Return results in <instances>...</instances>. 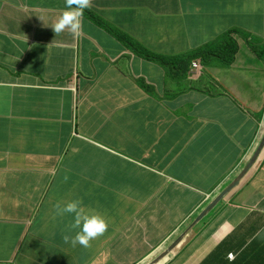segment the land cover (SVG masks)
<instances>
[{"label":"crops","instance_id":"obj_1","mask_svg":"<svg viewBox=\"0 0 264 264\" xmlns=\"http://www.w3.org/2000/svg\"><path fill=\"white\" fill-rule=\"evenodd\" d=\"M64 8L0 0V264H264V144L231 195L203 203L264 143V0H93L166 57L240 32L232 66L185 82L87 15L81 39L55 35ZM77 198L109 224L89 248L64 243L72 217L55 215Z\"/></svg>","mask_w":264,"mask_h":264},{"label":"clouds","instance_id":"obj_2","mask_svg":"<svg viewBox=\"0 0 264 264\" xmlns=\"http://www.w3.org/2000/svg\"><path fill=\"white\" fill-rule=\"evenodd\" d=\"M92 6L93 0H65L64 10L51 26L55 35L68 32L73 37V39H81L85 35L83 23L84 12L85 10L90 9ZM215 41L216 40L212 42L214 43ZM217 64L221 65L219 62H217ZM189 66H191V69L189 70L188 77L191 80H197L201 78L203 67H205L201 64V61L196 60ZM221 66L224 67L223 65ZM215 207L216 205L211 210H213ZM54 208L55 215L57 217H63L65 215H70L72 217V222L69 225V234H65L62 237L64 243L69 244L71 247H76L79 245L82 248H89L91 247L92 241L103 236L109 228V224L106 219L100 214L90 213L85 208L83 201L79 198L70 200L64 204L58 202ZM72 232H74V235L71 234Z\"/></svg>","mask_w":264,"mask_h":264},{"label":"trees","instance_id":"obj_3","mask_svg":"<svg viewBox=\"0 0 264 264\" xmlns=\"http://www.w3.org/2000/svg\"><path fill=\"white\" fill-rule=\"evenodd\" d=\"M84 15H87L89 19H91L95 24L102 27L103 29H109V31L113 35V38L117 40L118 44L120 45L121 53H129V55H132L145 62L159 65L162 68L166 69L167 74L172 79L180 80L183 77L184 79L182 82L188 80V66L191 65V63H193L194 61L200 60L201 64L205 67L211 66L212 64L219 65L217 64V62H219L224 67L231 66L235 62L236 56L239 51V45L234 35L240 34V32L234 29L221 35L214 43L211 42L209 44L198 47V49L189 52L188 55L175 58L166 57L163 55L152 53L148 50V48L142 46L126 32L113 28L112 26L102 21L100 18L93 16L88 10H85ZM140 85L146 92H154L149 88V86H144V84L142 83H140ZM229 187L230 186L228 185L225 189H228ZM208 205L209 203L206 206Z\"/></svg>","mask_w":264,"mask_h":264},{"label":"water","instance_id":"obj_4","mask_svg":"<svg viewBox=\"0 0 264 264\" xmlns=\"http://www.w3.org/2000/svg\"><path fill=\"white\" fill-rule=\"evenodd\" d=\"M264 143L262 142V143H260V146L255 150V152H254V154H253V156L251 157V159L249 160V163L247 164V166L244 168V170H242V172L240 173V176H239V178L227 189V190H225L218 198H216L215 200H214V202H212V204H210L209 206H208V208H206V212L208 213L220 200H221V198H222V196H224V195H226L232 188H234L235 186H237L238 185V181H239V179L240 178H242L255 164H256V162H257V158H258V156L261 154V147H262V145H263ZM204 214H202L201 216H200V219H201V217L203 216ZM185 234H186V232H185ZM185 234H183V236L185 235ZM156 260V259H155ZM152 262H155V261H152ZM151 264V263H150Z\"/></svg>","mask_w":264,"mask_h":264},{"label":"bare ground","instance_id":"obj_5","mask_svg":"<svg viewBox=\"0 0 264 264\" xmlns=\"http://www.w3.org/2000/svg\"><path fill=\"white\" fill-rule=\"evenodd\" d=\"M262 119H264V117L262 116ZM260 121H262L261 119H260ZM260 124V123H259ZM259 135H260V137H259V141L258 142H260L261 141V139L263 138V136H264V120H263V122H262V126H261V129H260V131H259ZM256 149V148H255ZM255 149H253L252 151V153L250 154V156H249V158L247 159V161L245 162V164L243 165V167L242 168H240V164H239V166H238V168L233 172V173H235L233 176H235L234 177V179H233V181L229 184V186H231L237 179H238V175L240 174V172L242 171V169L244 168V167H246L247 166V164L249 163V160L251 159V157L253 156V154H254V152H255ZM243 162V161H242ZM241 169V170H240ZM240 170V171H239ZM251 170V169H250ZM249 170V171H250ZM240 181L241 180H239L238 181V185L237 186H235L234 188H232L226 195H224V196H222V198H221V200L216 204V206L218 205V204H220V202H222L227 196H229V195H231V193L236 189V188H238L239 187V185H240ZM225 190H227V189H225ZM225 190H223L218 196H215L214 198H212V196H211V198H212V201H207V202H205L206 203V205L209 203V205L210 204H212V202H214V200L216 199V198H218ZM208 205V206H209ZM208 206H205V207H208ZM228 258L229 259H232L233 258V256L232 255H228Z\"/></svg>","mask_w":264,"mask_h":264},{"label":"rangeland","instance_id":"obj_6","mask_svg":"<svg viewBox=\"0 0 264 264\" xmlns=\"http://www.w3.org/2000/svg\"><path fill=\"white\" fill-rule=\"evenodd\" d=\"M120 68H121V72L119 74L120 76H122L123 74H125L127 72V70L129 72V74L132 73L131 72V69H130V65H129V63L127 61H121L120 62ZM119 80H120V78H119ZM105 90L107 91V86H105ZM129 93H130V91H123V92L120 93L118 89H115L114 90V94L117 95V96H119V97H121V98L127 97L129 95ZM259 117H260V115H259ZM263 120L264 119H262V121H261V124H260V127H259V131L261 129ZM204 197L206 199H205V201L203 203H205V202H207V201L210 200V195H205ZM70 257H72V256H70ZM70 261L71 262H74L75 264H77V262L73 260V257L70 259Z\"/></svg>","mask_w":264,"mask_h":264}]
</instances>
